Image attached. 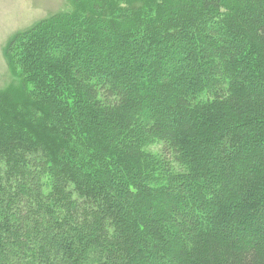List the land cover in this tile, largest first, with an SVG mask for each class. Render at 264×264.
Masks as SVG:
<instances>
[{"label": "trees", "instance_id": "trees-1", "mask_svg": "<svg viewBox=\"0 0 264 264\" xmlns=\"http://www.w3.org/2000/svg\"><path fill=\"white\" fill-rule=\"evenodd\" d=\"M69 1L5 51L0 264H264V0Z\"/></svg>", "mask_w": 264, "mask_h": 264}, {"label": "rangeland", "instance_id": "rangeland-1", "mask_svg": "<svg viewBox=\"0 0 264 264\" xmlns=\"http://www.w3.org/2000/svg\"><path fill=\"white\" fill-rule=\"evenodd\" d=\"M69 0H0V96L19 99L15 75L6 58L8 42L39 20L56 12L70 11ZM4 98H2L3 100Z\"/></svg>", "mask_w": 264, "mask_h": 264}]
</instances>
